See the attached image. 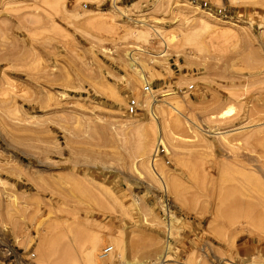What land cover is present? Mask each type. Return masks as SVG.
<instances>
[{"label": "rangeland", "instance_id": "obj_1", "mask_svg": "<svg viewBox=\"0 0 264 264\" xmlns=\"http://www.w3.org/2000/svg\"><path fill=\"white\" fill-rule=\"evenodd\" d=\"M0 237L264 264V0H0Z\"/></svg>", "mask_w": 264, "mask_h": 264}, {"label": "built area", "instance_id": "obj_2", "mask_svg": "<svg viewBox=\"0 0 264 264\" xmlns=\"http://www.w3.org/2000/svg\"><path fill=\"white\" fill-rule=\"evenodd\" d=\"M112 251L111 247L104 249L102 257ZM35 254L19 252L16 247L7 239L0 237V264H33L31 259Z\"/></svg>", "mask_w": 264, "mask_h": 264}, {"label": "bare ground", "instance_id": "obj_3", "mask_svg": "<svg viewBox=\"0 0 264 264\" xmlns=\"http://www.w3.org/2000/svg\"><path fill=\"white\" fill-rule=\"evenodd\" d=\"M233 112V109H230L229 111H227V112H225V113H223V115H231V113ZM42 223V222H41ZM43 224V223H42ZM44 225V224H43ZM38 227H39V225H38ZM44 227V226H43ZM88 256H90L91 257V254H89ZM92 259V258H91ZM90 259V260H91ZM165 261H163L162 262V264L164 263ZM88 263V262H87ZM91 263H93V264H95V262L93 261V259H92V261H90L88 264H91ZM165 264V263H164Z\"/></svg>", "mask_w": 264, "mask_h": 264}]
</instances>
